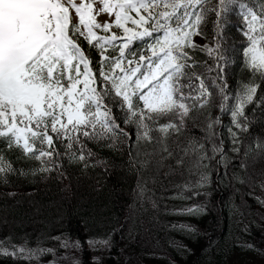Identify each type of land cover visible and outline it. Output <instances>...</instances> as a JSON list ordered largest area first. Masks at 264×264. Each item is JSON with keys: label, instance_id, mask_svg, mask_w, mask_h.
<instances>
[{"label": "snow or ice", "instance_id": "6c2138e0", "mask_svg": "<svg viewBox=\"0 0 264 264\" xmlns=\"http://www.w3.org/2000/svg\"><path fill=\"white\" fill-rule=\"evenodd\" d=\"M249 105L264 111V0H0L5 186L13 175L62 181L75 167L99 171L93 190L103 191L121 169L135 181L134 202L155 207L149 173L178 175L186 198L198 201L183 211L210 213L217 194L226 193L220 209L237 229L223 248L203 233V264H217L218 249L264 256V245L245 239L264 224L246 221L243 205L230 199L243 195L264 206V167L254 170L264 163V135H245ZM114 232L86 241L49 234L58 249L8 235L0 259L41 264L50 254L48 264H103ZM85 245L90 260L77 255Z\"/></svg>", "mask_w": 264, "mask_h": 264}, {"label": "trees", "instance_id": "16d2710c", "mask_svg": "<svg viewBox=\"0 0 264 264\" xmlns=\"http://www.w3.org/2000/svg\"><path fill=\"white\" fill-rule=\"evenodd\" d=\"M230 35L236 36L238 41L235 27ZM84 47L88 50L86 44ZM246 111L252 123L250 133L245 135H264V111L254 105H249ZM223 123L229 124L227 114L223 116ZM227 140L225 131L226 144ZM112 158L120 162L118 156L113 154ZM262 167L264 163L255 162L257 175ZM97 175L99 171L82 174L75 167H69L62 181L40 179L30 174L10 176L8 186L0 183V239L11 235L17 243L27 239L32 247L40 242L43 247L58 249V244L48 240L49 234L70 235L73 240L86 241L89 236L98 237L115 228L111 255L104 254L103 264H203L206 257L198 240L204 232L215 236L223 248L225 241H230L231 234L237 231L228 210L222 212L220 209L219 200L226 193L217 194L210 213L189 215L183 210L198 201L186 198L190 194L179 186L183 180L178 175L149 173L147 196L155 202V207L148 200L139 204L134 202L131 188L135 187V181L124 176L121 169H117V175L108 181L103 191L93 190ZM8 193L15 195L9 196ZM230 199L235 206L243 205L241 210L246 221L264 224V206L243 195ZM187 225L197 229L198 235L189 233L183 227ZM245 239L257 246L264 245V232L258 226L253 227L252 234ZM181 245L192 252L184 254ZM60 254H64L63 250ZM77 255L81 260H90L93 253L85 245L84 252ZM52 259L46 254L41 264H48ZM215 259L217 264H264V256L241 247L231 248L227 254L218 249ZM0 264H11V261L0 259Z\"/></svg>", "mask_w": 264, "mask_h": 264}, {"label": "rangeland", "instance_id": "374dc122", "mask_svg": "<svg viewBox=\"0 0 264 264\" xmlns=\"http://www.w3.org/2000/svg\"><path fill=\"white\" fill-rule=\"evenodd\" d=\"M98 19H108L106 16L105 17H102V18H98Z\"/></svg>", "mask_w": 264, "mask_h": 264}]
</instances>
